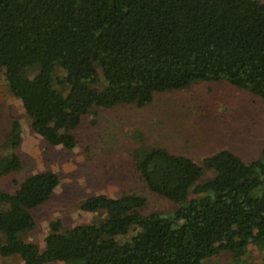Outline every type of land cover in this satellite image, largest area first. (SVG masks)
I'll use <instances>...</instances> for the list:
<instances>
[{
	"label": "trees",
	"instance_id": "1",
	"mask_svg": "<svg viewBox=\"0 0 264 264\" xmlns=\"http://www.w3.org/2000/svg\"><path fill=\"white\" fill-rule=\"evenodd\" d=\"M34 63L35 74L24 76ZM0 68L35 132L71 149L72 130L93 105L144 106L155 92L195 79L225 80L264 98V1L0 0ZM57 68L58 80L69 84L65 93L53 86ZM98 68L107 82L101 89L88 84ZM21 135L14 119L5 144L15 149ZM141 149L135 169L151 191L178 202L189 191L197 196L168 212L144 213L143 194L94 193L80 206L100 211L99 221L61 232L53 220L40 246L20 233L36 225L31 209L50 199L60 178L36 171L14 190L0 189L7 204L0 209V257L18 255L23 264H201L224 251L242 261L250 244L264 249V143L250 161L228 148L200 163L162 145ZM19 165L14 151L0 158V172ZM205 169L210 174L198 181Z\"/></svg>",
	"mask_w": 264,
	"mask_h": 264
},
{
	"label": "rangeland",
	"instance_id": "2",
	"mask_svg": "<svg viewBox=\"0 0 264 264\" xmlns=\"http://www.w3.org/2000/svg\"><path fill=\"white\" fill-rule=\"evenodd\" d=\"M37 70L38 63H34L22 73L31 78ZM62 72L61 68L54 71L53 86L65 93L69 84L58 80ZM106 83L99 68L96 79L88 81L90 86L100 89ZM14 119L22 126L21 141L15 149L5 144ZM32 124L33 118L11 94L0 68V158L12 151L20 158L16 169L0 172V189L12 191L24 177L44 169L56 171L60 178L50 199L31 209L36 225L20 233L42 246L53 220H60L61 232L77 223L100 220V211L80 206L85 197L94 193L143 194L144 213L168 212L197 196L189 191L186 199L178 202L151 191L135 169L134 153L138 148L144 152L151 145H162L199 163L204 156L222 148L232 150L245 161L260 156L264 143V98L225 80L195 79L183 88L155 92L144 106L133 102L111 107L93 105L72 130L77 143L71 149L48 144ZM209 174L205 169L198 181ZM6 206L0 202V209ZM132 233L117 238L123 241ZM0 264L23 261L18 255L1 256ZM45 264H85V260ZM201 264H264V249L250 244L242 261L233 262L224 251Z\"/></svg>",
	"mask_w": 264,
	"mask_h": 264
}]
</instances>
